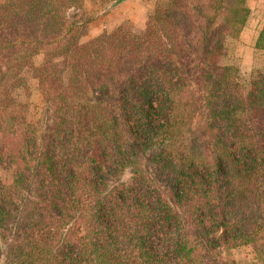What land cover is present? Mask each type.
Masks as SVG:
<instances>
[{
    "label": "trees",
    "instance_id": "trees-1",
    "mask_svg": "<svg viewBox=\"0 0 264 264\" xmlns=\"http://www.w3.org/2000/svg\"><path fill=\"white\" fill-rule=\"evenodd\" d=\"M154 2L86 42L81 0L0 2V264H264V73L223 62L247 0Z\"/></svg>",
    "mask_w": 264,
    "mask_h": 264
},
{
    "label": "rangeland",
    "instance_id": "rangeland-1",
    "mask_svg": "<svg viewBox=\"0 0 264 264\" xmlns=\"http://www.w3.org/2000/svg\"><path fill=\"white\" fill-rule=\"evenodd\" d=\"M2 0H0L1 2ZM154 0H81L69 11L77 24L86 22L81 31L86 42L103 31L122 26L135 33H142L153 12ZM249 16L237 40L228 43L224 63L238 68L242 82H247L254 72L264 73V51L255 48L257 35L264 25V0H247ZM37 60H40L37 58ZM17 97L29 103L28 120L36 121L41 114L43 100L35 80L28 75V89L19 91ZM15 169L8 162L0 163V186L10 184ZM219 264H258L250 246L241 245L225 250Z\"/></svg>",
    "mask_w": 264,
    "mask_h": 264
}]
</instances>
